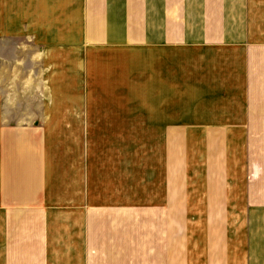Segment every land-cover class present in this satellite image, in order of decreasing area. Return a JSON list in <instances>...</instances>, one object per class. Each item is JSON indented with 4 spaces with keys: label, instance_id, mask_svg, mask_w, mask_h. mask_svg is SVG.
Masks as SVG:
<instances>
[{
    "label": "crops",
    "instance_id": "1",
    "mask_svg": "<svg viewBox=\"0 0 264 264\" xmlns=\"http://www.w3.org/2000/svg\"><path fill=\"white\" fill-rule=\"evenodd\" d=\"M47 32L118 50V97L148 98L144 106L119 104L120 133L123 112L145 109L165 129L163 207L199 209L211 226L214 247L198 264H264V0H0V38L17 37L12 48L29 47L30 34H43L44 48ZM3 118L0 264H39L53 151L38 128ZM91 154L87 148L88 170Z\"/></svg>",
    "mask_w": 264,
    "mask_h": 264
},
{
    "label": "rangeland",
    "instance_id": "2",
    "mask_svg": "<svg viewBox=\"0 0 264 264\" xmlns=\"http://www.w3.org/2000/svg\"><path fill=\"white\" fill-rule=\"evenodd\" d=\"M45 35L44 48L43 34L28 35L24 49L10 46L18 40L14 35L0 38V116L8 126L38 128L53 151L47 180L54 191L42 214L46 249L40 263L198 264L199 255L214 247L211 226L207 217L198 218L199 209L163 207L165 129L145 109L123 112L120 133L119 104L144 106L148 98L118 97V50L91 49L87 38L64 41L67 33ZM124 57L126 64L133 58L128 51ZM174 131L180 136L181 129ZM174 182V203L180 204V175Z\"/></svg>",
    "mask_w": 264,
    "mask_h": 264
}]
</instances>
